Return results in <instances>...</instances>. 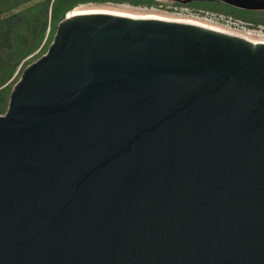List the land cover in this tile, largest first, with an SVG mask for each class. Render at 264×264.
<instances>
[{"label":"water","instance_id":"water-1","mask_svg":"<svg viewBox=\"0 0 264 264\" xmlns=\"http://www.w3.org/2000/svg\"><path fill=\"white\" fill-rule=\"evenodd\" d=\"M0 264H264V42L72 5L0 114Z\"/></svg>","mask_w":264,"mask_h":264},{"label":"trees","instance_id":"trees-1","mask_svg":"<svg viewBox=\"0 0 264 264\" xmlns=\"http://www.w3.org/2000/svg\"><path fill=\"white\" fill-rule=\"evenodd\" d=\"M83 1L125 2L160 7L168 1L171 7L180 5L170 0H0V114L6 107L9 90L28 55L34 50H38V54L44 52L58 21L72 5ZM187 4L217 13H230L246 27L264 31V10H245L216 0L192 1Z\"/></svg>","mask_w":264,"mask_h":264},{"label":"rangeland","instance_id":"rangeland-1","mask_svg":"<svg viewBox=\"0 0 264 264\" xmlns=\"http://www.w3.org/2000/svg\"><path fill=\"white\" fill-rule=\"evenodd\" d=\"M121 3L125 4V5H130V6H142V5H132V4H128L125 2H121ZM145 7H150V8H153L155 10L165 12V13H169L172 15H182V16H187V17H198V16L191 14L192 11L197 10V9L209 10V9L202 8V7H196V6L193 7L191 5H188L187 3L171 7V5H170V3H168V1H166V5L163 7H160V5H152V6H145ZM216 12H218V11H216ZM224 13L227 15H230L232 17V15L230 13H226V12H224ZM198 18H200V17H198ZM210 22H212V21H210ZM212 23L216 24L217 26H219L220 28L224 29L227 32H232L235 34L240 33V34H243L244 36H246L252 40H259L260 38H262L261 36H263V34H264L262 30H258V29H255V30L239 29V30H237L235 28H230V27L223 25L221 23H218V22H212ZM37 51L38 50H34V52H32L31 54L28 55L27 59L25 60L24 66L26 64H28L29 62L35 60L38 56H40V54H38Z\"/></svg>","mask_w":264,"mask_h":264},{"label":"built area","instance_id":"built-area-1","mask_svg":"<svg viewBox=\"0 0 264 264\" xmlns=\"http://www.w3.org/2000/svg\"><path fill=\"white\" fill-rule=\"evenodd\" d=\"M191 14L198 16L200 18L212 21V22L221 23L223 25H226L230 28H235L237 30H239V29H246V30L258 29V30H261L260 28H248L242 23V21H240L237 18L231 17L230 15L210 11V10L197 9V10L192 11ZM263 33H264V31H263ZM238 34H240V33H238ZM240 35H243V34H240ZM261 37L263 38L264 34Z\"/></svg>","mask_w":264,"mask_h":264},{"label":"bare ground","instance_id":"bare-ground-1","mask_svg":"<svg viewBox=\"0 0 264 264\" xmlns=\"http://www.w3.org/2000/svg\"><path fill=\"white\" fill-rule=\"evenodd\" d=\"M232 33V32H231ZM238 35H240V34H238ZM242 36H244V35H242ZM250 39V38H249ZM252 40V39H251ZM252 41H255V42H264V38H261V39H259V40H252Z\"/></svg>","mask_w":264,"mask_h":264},{"label":"flooded vegetation","instance_id":"flooded-vegetation-1","mask_svg":"<svg viewBox=\"0 0 264 264\" xmlns=\"http://www.w3.org/2000/svg\"><path fill=\"white\" fill-rule=\"evenodd\" d=\"M172 1H173V2H176V3H179V2H177V1H174V0H170V2H172ZM179 4H181V3H179Z\"/></svg>","mask_w":264,"mask_h":264}]
</instances>
